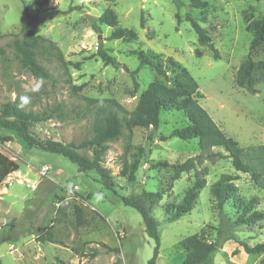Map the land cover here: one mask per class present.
<instances>
[{
	"label": "rangeland",
	"instance_id": "obj_1",
	"mask_svg": "<svg viewBox=\"0 0 264 264\" xmlns=\"http://www.w3.org/2000/svg\"><path fill=\"white\" fill-rule=\"evenodd\" d=\"M42 1L38 5L36 0H0V110L2 103L17 95L27 96L34 110L62 104V112L33 123L30 132L41 140L78 143L91 136L92 117L81 114L84 97L115 98L132 110L153 79H164L148 65L137 68L135 51L152 50L164 58L172 56L188 69L203 94L201 106L238 141L241 158L251 171H236L222 147H212L220 152L215 159H198L197 138L170 136L174 128L188 123L182 110L161 111L155 130L133 127L131 134L125 130L109 142L103 163L115 183L113 190L103 187L94 170L79 171L76 163L59 153L29 147L14 130L0 124V137L11 136L9 141L0 140V151L19 163V169L0 184V264H147L154 240L145 232L141 214L121 200V196H140L143 190L163 192L151 205L160 236L156 264H178L185 256L179 244L182 237L197 233L208 241L216 239L219 209L210 187L223 173L237 176L234 183L241 199L255 196L257 209L264 210V44L251 57L256 64L251 86L256 92L242 79L253 37L249 24L263 14L264 0H206V21H200V9L189 8V0H181L180 8L174 0ZM25 5L42 18L32 31L54 41L65 60L80 62L78 68L70 64L65 70L55 58L40 59L52 75L50 81H43L20 64L12 41L27 23ZM48 7L64 12L45 16ZM106 7L116 12L122 26L137 31L136 40L109 39L111 28L106 25H101V34L92 29V20ZM188 11L211 35L219 58L198 43L185 20ZM176 12L182 19L179 24ZM100 46L116 57L117 68L105 65L97 55ZM71 85H81L77 94ZM80 152L91 156L89 151ZM191 157L196 158L195 168L174 179L172 165ZM42 166H49L46 175L39 173ZM131 173L133 181L128 179ZM252 173L259 176L255 179ZM202 177L206 184L191 210L172 219L167 206L180 203L194 180ZM76 206L82 209L80 225ZM224 211L232 219L236 216L229 206ZM234 231L237 240L223 243L214 264H262L264 252L248 253L240 242L264 243V220Z\"/></svg>",
	"mask_w": 264,
	"mask_h": 264
},
{
	"label": "trees",
	"instance_id": "obj_2",
	"mask_svg": "<svg viewBox=\"0 0 264 264\" xmlns=\"http://www.w3.org/2000/svg\"><path fill=\"white\" fill-rule=\"evenodd\" d=\"M38 5H42V0H36ZM177 8L182 6L181 0H174ZM189 8L200 9L202 14L200 21H206L205 13L208 2L206 0H189ZM72 9V6L69 7ZM69 9V10H70ZM55 7H48L45 16L62 13ZM66 12V11H65ZM25 14L27 23L21 28L20 34L15 35L12 41V47L16 51L20 64L31 74L43 81H50L52 75L40 59L51 61L53 58L59 63V66L68 70V66L73 64L76 68L80 62L72 63L64 59L59 46L42 35L35 34L32 26L41 22L36 14L32 15L29 8L25 5ZM177 24L182 19L178 12L175 13ZM187 20L197 35V41L200 45L208 46L214 58H219V52L215 48L211 35L207 30L196 21L188 11L185 14ZM101 25L111 28L109 39H119L126 42L134 41L138 38L135 29L124 27L120 24L116 12L106 7L98 17L92 20V29L101 34ZM145 19L142 16L140 26L144 27ZM249 27L253 30V37L249 45L248 56L242 79L246 81L247 87L251 92H256L251 86L252 72L256 66L252 60V54L264 44V12L263 14L250 22ZM21 33L23 34L21 36ZM151 37V35H149ZM3 49L0 48V53ZM139 59V66H150L158 75L164 79L155 78L148 86L143 89L138 97L136 106L132 110L126 109L115 98H92L84 97L86 105L81 111L82 116L92 117L91 136L78 143H64L58 140L37 139L30 132V126L33 123L42 122L50 119L57 111L62 112V104L49 106L43 105L37 110L31 109L29 98L25 95H17L15 99H9L1 104L0 124L6 128L14 130L17 136L29 146H38L42 150L59 153L78 166V170L86 172L94 170L103 187L113 190L115 183L112 180L109 168L103 163L104 153L109 149V142L118 139L124 134H131L133 127L152 128L155 130L160 122V112L164 110H182L188 120V123L180 128H174L170 136H177L181 139H198L200 152L197 158L206 157L215 159L220 156V152H214L212 147H222L226 156L231 159L232 166L236 171L248 173L250 166L241 158V147L237 140L228 136L212 119L210 114L203 108L199 99L203 94L199 90V85L188 69L172 56L163 57V54L152 50L139 49L135 51ZM97 55L102 59L105 65L118 67L119 61L115 56L109 54L108 49L99 47ZM137 85V83H135ZM74 94L81 89V85H71ZM40 106V105H39ZM0 140L9 141L11 136L0 137ZM89 151L91 156H87L80 151ZM163 164L168 165L167 162ZM196 158H187L185 161L175 163L174 179H178L182 172H187L195 168ZM19 169V163L0 151V184L7 175ZM122 175L126 176L125 169H122ZM256 179L259 175L252 173ZM236 175L223 173L219 179L210 187V193L215 199L216 206L219 209V227L217 229L216 239L206 240L197 233L184 236L179 244L185 251L183 260L178 264H214V255L223 243L227 240H237L234 228L240 225L251 226L252 224L264 220V210L257 209L258 198L253 196L250 199L243 200L237 195V186L234 180ZM128 179L133 181V173L128 175ZM206 180L196 178L191 187H189L181 200L176 205H168L167 210L172 219H177L181 215L189 212L197 199L201 189L205 186ZM162 191H145L140 196H121L124 204L135 208L142 216L145 232L154 240L152 256L147 264H156L159 254L160 236L157 228V221L151 212L152 203L162 198ZM229 206L235 209L236 216L232 219L224 211V207ZM77 223L80 225L82 220V209L75 207ZM51 240V237H48ZM244 250L248 253L264 252V243L249 246L246 242H240ZM110 250H115L110 248ZM94 255V252L92 253ZM116 264V263H113ZM264 264V257L262 259Z\"/></svg>",
	"mask_w": 264,
	"mask_h": 264
},
{
	"label": "built area",
	"instance_id": "obj_3",
	"mask_svg": "<svg viewBox=\"0 0 264 264\" xmlns=\"http://www.w3.org/2000/svg\"><path fill=\"white\" fill-rule=\"evenodd\" d=\"M48 170H49V166H42V167L39 169V173H40L41 175H46L47 172H48ZM26 185H27V186H31V185H29V183H27ZM74 188H76V186H74Z\"/></svg>",
	"mask_w": 264,
	"mask_h": 264
}]
</instances>
